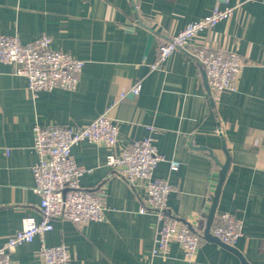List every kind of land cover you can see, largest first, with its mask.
<instances>
[{
    "label": "crops",
    "instance_id": "crops-1",
    "mask_svg": "<svg viewBox=\"0 0 264 264\" xmlns=\"http://www.w3.org/2000/svg\"><path fill=\"white\" fill-rule=\"evenodd\" d=\"M216 4L239 6L193 42L237 52L244 61L237 90L224 92L218 102L192 55L176 50L151 68L161 43ZM0 33L23 43L48 36L53 49L85 62L75 89L36 97L15 65L0 62V246L26 216L42 218L34 128L81 127L102 114L119 126L114 147L83 141L72 148L77 164L87 169L82 188L105 190L104 220L78 228L54 219L52 230L12 252L14 264H41L36 252L43 242L65 244L69 264H244L237 253L207 239L193 262L177 242L168 254H153L158 223L154 212H141L143 184H129L106 164L108 154L149 136L166 158L155 174L173 186L168 211L201 228L228 163L214 215L240 217L243 234L234 248L249 264H264V0H0ZM137 82L142 89L135 95ZM172 160L180 162L177 170L170 168Z\"/></svg>",
    "mask_w": 264,
    "mask_h": 264
},
{
    "label": "built area",
    "instance_id": "built-area-1",
    "mask_svg": "<svg viewBox=\"0 0 264 264\" xmlns=\"http://www.w3.org/2000/svg\"><path fill=\"white\" fill-rule=\"evenodd\" d=\"M229 3L230 0H220ZM260 1V0H247ZM237 5L220 7L216 4L204 17L188 23L181 31L171 35L158 47V60L151 68H158L174 51L182 50L196 58L204 71L211 98L218 102L226 91H235L244 67L237 52L224 48L200 45L193 42L197 34L213 28L221 20L229 18ZM135 10L139 11L136 4ZM48 36L23 43L17 35L0 33V62L16 66L15 72L28 79V89L36 97L42 91L55 88H76L85 62L67 52L53 49ZM137 82L132 92H141ZM125 93L120 98L124 99ZM222 134V130H219ZM119 126L107 115L102 114L91 123L72 127L66 125L36 126L34 149L38 160L33 167L35 190L40 195L41 220L33 216L23 219L22 228L0 246V264H14L12 252L19 246L32 242L37 236L53 229V220H69L83 228L92 221L105 218L107 204L102 188L85 190L80 184L81 176L87 171L75 161L72 148L83 141L107 146H116ZM165 157L157 150L154 138L149 136L132 142L120 154L107 155L106 164L114 167L131 185L141 182L146 196L141 212L150 210L157 217V237L154 255L168 254L173 242L180 244L185 260L193 262L201 242L205 239L204 228L173 216L167 208V200L173 190L169 180L156 176L159 163ZM180 162L170 161V168L177 170ZM244 222L235 214L221 213L210 227V233L221 242L235 246L243 234ZM41 264H69L71 252L65 244L48 246L44 242L36 252Z\"/></svg>",
    "mask_w": 264,
    "mask_h": 264
},
{
    "label": "water",
    "instance_id": "water-1",
    "mask_svg": "<svg viewBox=\"0 0 264 264\" xmlns=\"http://www.w3.org/2000/svg\"><path fill=\"white\" fill-rule=\"evenodd\" d=\"M227 167H228V163L224 164L222 166V169L220 172V180H219V184H218L217 189H216V193H215V197H214V204H213L212 209L210 210L209 214L207 215V222H206V226L204 228V237H205V239H207L209 241L221 243L223 246H225V247L231 249L232 251H234L235 253H237L240 256V258L243 260L244 264H249L233 246H230V245H227V244L221 242L218 238H216L215 236H213L210 233V227H211V224H212L213 219L215 217L214 213H215V208H216V204H217V200H218V195H219L223 180L225 178Z\"/></svg>",
    "mask_w": 264,
    "mask_h": 264
}]
</instances>
